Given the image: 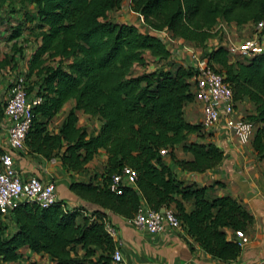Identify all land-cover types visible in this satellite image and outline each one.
Wrapping results in <instances>:
<instances>
[{"label": "trees", "instance_id": "trees-1", "mask_svg": "<svg viewBox=\"0 0 264 264\" xmlns=\"http://www.w3.org/2000/svg\"><path fill=\"white\" fill-rule=\"evenodd\" d=\"M122 1L0 0V39L12 41L0 67H15L27 47L22 75L31 86L26 96L40 97L31 107L25 144L44 156L55 150L72 170L82 169L100 148L106 155L100 182L68 184L78 197L97 205L89 214L80 207L63 210L58 199L46 207L23 200L0 216V264L16 260L23 246L44 254L50 264H108L115 241L104 230L102 209L130 217L142 201L157 210L172 205L180 227L211 256L227 261L240 252L236 237H228L225 228L244 232L252 220L246 207L178 178L158 152L163 148L171 162L196 172L212 168L223 155L215 142L187 139L191 133H207L200 121L183 117V105L193 100L194 67L175 62L157 32L165 30L205 49L206 62L230 86L234 105L243 97L253 103L254 113L245 117L257 122L251 145L263 159L264 52L232 58L216 27L252 25L264 17V0H128L144 30L108 18ZM148 59L157 65L150 67ZM136 65L142 68L138 73L133 72ZM70 99L73 105L56 132H49L48 121ZM76 111L101 120L95 134L76 126ZM177 145L191 158L178 159L173 154ZM123 165L136 176L116 194L106 183ZM5 216L12 223L8 231Z\"/></svg>", "mask_w": 264, "mask_h": 264}, {"label": "crops", "instance_id": "crops-1", "mask_svg": "<svg viewBox=\"0 0 264 264\" xmlns=\"http://www.w3.org/2000/svg\"><path fill=\"white\" fill-rule=\"evenodd\" d=\"M137 17L139 18L138 15ZM139 21L141 22L140 18ZM118 22L133 24L138 29L144 30L143 26L127 22L126 20ZM2 26L3 24L0 25V28ZM226 27H229L231 32L234 31L232 36L227 35V37H233L238 34L239 39L248 37L251 34L250 30H252L250 24L240 28H236L234 25H221L222 32L224 31L225 33ZM237 29L240 31L236 32ZM157 35L165 42L170 50V57L175 62L182 65H195L206 60L204 57L205 49L194 46L192 52H186L182 56L185 61H181L179 58L181 54L176 48L177 44L174 42L180 41L184 43L185 41L171 37L165 30L158 31ZM11 43L12 41L0 39V58L4 53H10L9 47ZM28 53L29 49L25 47V57L21 61L20 58H15V60L17 59L15 67H12V63L0 67V87L3 85L2 88L4 89L7 79L5 77H9L13 72L25 68V59ZM141 69V67L136 65L133 68V72L138 73ZM72 105L73 100H67L60 108L58 112L60 114H55L51 117L47 123L49 132H56L65 113ZM253 113V103L247 97H243L236 100L234 105L235 118L244 121L243 127L238 134L230 136L222 128L213 130L202 128L203 131L207 132L202 137L193 133L187 135L188 140L198 138L200 140H210L219 145L223 155L221 160L212 168L202 172L187 171L181 169L171 162L166 155H163L165 161L168 162L178 178L187 182H194L197 185L208 186L210 195H229L234 197L250 212L252 220L243 232V245L240 247L238 255L231 260L223 261L203 250L181 227L149 233L144 229L132 226L128 222V217L111 210L102 209L105 215L104 218L116 230L115 245L119 247L126 264H256L264 257V158L258 159L251 145L257 122L245 117ZM76 115L78 117L76 125L83 126L81 118L86 115L81 111H76ZM183 117L191 123L199 122L202 117L200 104L195 100L186 102L183 105ZM96 123L94 131H92L93 128H87V134L88 130L92 131V134L97 132L101 120L98 118ZM5 125V118L1 115L0 152L7 146ZM173 154L178 159L186 160L191 158V154L182 150L180 145L174 148ZM105 157L104 150L100 148L83 165L82 169L71 170L62 164L59 155L55 154V150L52 151L50 156H44L25 144L21 150L14 153L12 160L22 177L34 174L42 181L53 182L56 197L62 201L65 207L79 206L82 207L84 213L89 214L97 205L78 197L68 189V184L71 180H83L84 182L90 180L94 182L91 176L104 171ZM140 204L145 205L143 201ZM184 205L186 210L191 206L187 202ZM169 207L171 208L172 205H169ZM3 219L6 222L8 218L5 216ZM77 221L80 222L81 219L77 217ZM225 232L228 237L236 236L235 232L230 228H225ZM77 250L81 252L79 248ZM19 253L20 256L16 260L7 261L4 264H50L44 254L35 253L26 246L21 247Z\"/></svg>", "mask_w": 264, "mask_h": 264}, {"label": "built area", "instance_id": "built-area-1", "mask_svg": "<svg viewBox=\"0 0 264 264\" xmlns=\"http://www.w3.org/2000/svg\"><path fill=\"white\" fill-rule=\"evenodd\" d=\"M221 25L226 26L220 23L216 28L219 29L220 34H223ZM251 27V34L246 38L239 39L236 35L225 36V40H221V44L225 46L232 58L243 59L254 53L264 52V17L254 22ZM193 67V100L201 106L200 123L202 128L208 130L222 128L230 136L238 134L244 121L235 118L234 100L230 86L223 81L221 74L215 71L206 60L193 65ZM10 76L6 77V85L0 95L2 115L6 123L7 142L6 148L0 152V216L8 214L23 200L33 201L40 207H46L58 200L53 182L42 181L34 174L22 177L13 164L14 153L25 145V135L32 119L31 107L39 103L40 97L28 98L26 96L23 75ZM158 152L161 155L165 154L163 148H160ZM135 176L136 172L132 167L123 165L118 172L110 175L106 186L109 190L119 194L122 186L133 184ZM69 208L62 203L63 210ZM161 208L151 209L146 205L139 204L133 214L127 218L128 222L149 233L180 227V222L173 209L170 207ZM80 209L83 210L82 207ZM82 212L88 214L84 213V210ZM102 220L105 232L114 240L116 236L114 226L106 218ZM235 235L239 246L242 247L243 232L235 231ZM108 264H126L116 245L110 253ZM256 264H264V257Z\"/></svg>", "mask_w": 264, "mask_h": 264}, {"label": "rangeland", "instance_id": "rangeland-1", "mask_svg": "<svg viewBox=\"0 0 264 264\" xmlns=\"http://www.w3.org/2000/svg\"><path fill=\"white\" fill-rule=\"evenodd\" d=\"M108 18L109 19H111V20H117V21H120V20H126L127 22H132V23H135V24H137V25H141V26H143L142 24H141V22L139 21V18L137 17V14L135 13V12H133V11H131L130 9H129V5H128V0H123L122 1V3H121V6H120V8L119 9H117V10H112V11H110L109 13H108ZM144 27V26H143ZM238 31H240L239 29H237V31L236 32H238ZM250 31H252V30H250ZM234 32V31H233ZM233 32H231L230 31V29H229V27H226V29H225V33H224V31H223V34H220L219 35V37L221 38V40H225V36H227V35H229V36H232V33ZM238 35V34H237ZM243 38V37H242ZM174 43H176L177 44V50L180 52V54H181V56H179V58L181 59V61L182 60H184L185 61V58H183L182 56H184V53H186V52H192V50H193V48H194V46L195 45H193L192 43H187V42H184V43H182V42H174ZM198 49V48H197ZM183 58V59H182ZM179 59V60H180ZM186 60H187V58H186ZM148 61L150 62V67L151 66H155V65H157L156 63H154L153 62V60H151V59H148ZM46 63H51V60H47L46 61ZM16 74H23V70L21 71V72H15L14 74H11V76H14V75H16ZM10 76V77H11ZM6 78V77H5ZM35 78V77H34ZM33 78V79H34ZM3 86V85H2ZM2 86L0 87V92H3L4 91V89L2 88ZM31 86V84H30V81H27V80H25L24 79V87H25V92H26V95H28L29 93H30V89H29V87ZM27 90H28V92H27ZM1 95V94H0ZM0 102H1V100H0ZM56 114H60V113H56ZM86 116H83L82 118H81V120H82V124H83V126H81V125H79L80 127H83V128H85V130L87 131V128L88 129H91V128H93V130L92 131H94V127H96V122L98 121V117H96L95 115H89V114H85ZM78 118V117H77ZM84 118V119H83ZM85 120V121H84ZM88 121V122H87ZM77 126V125H76ZM92 131H90V130H88V134L89 135H93L91 132ZM72 170V169H71ZM103 172V171H102ZM102 172H99V174H97V173H95L94 175H92L91 177H92V179L94 180V182H100L101 181V177H100V175H101V173ZM8 219L6 220V229L5 230H9L10 229V227L12 226V223H11V221H10V219H9V217H7Z\"/></svg>", "mask_w": 264, "mask_h": 264}, {"label": "water", "instance_id": "water-1", "mask_svg": "<svg viewBox=\"0 0 264 264\" xmlns=\"http://www.w3.org/2000/svg\"><path fill=\"white\" fill-rule=\"evenodd\" d=\"M161 209H163V208H161Z\"/></svg>", "mask_w": 264, "mask_h": 264}]
</instances>
